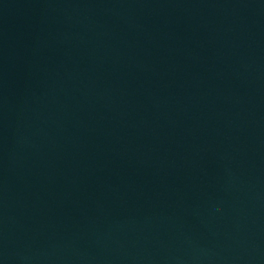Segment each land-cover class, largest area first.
Masks as SVG:
<instances>
[{
  "label": "water",
  "instance_id": "obj_1",
  "mask_svg": "<svg viewBox=\"0 0 264 264\" xmlns=\"http://www.w3.org/2000/svg\"><path fill=\"white\" fill-rule=\"evenodd\" d=\"M0 264H264V0H0Z\"/></svg>",
  "mask_w": 264,
  "mask_h": 264
}]
</instances>
